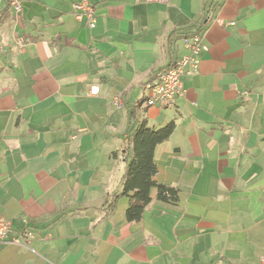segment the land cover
Instances as JSON below:
<instances>
[{
	"label": "crops",
	"instance_id": "crops-1",
	"mask_svg": "<svg viewBox=\"0 0 264 264\" xmlns=\"http://www.w3.org/2000/svg\"><path fill=\"white\" fill-rule=\"evenodd\" d=\"M78 1L0 11V218L9 239L34 235L0 243V264H263L264 0L211 12L213 0H91L95 27ZM202 23L209 49L184 93L142 107L145 84L185 52L174 36ZM137 121H175L156 180L180 199L154 187L128 222L123 150Z\"/></svg>",
	"mask_w": 264,
	"mask_h": 264
},
{
	"label": "trees",
	"instance_id": "trees-1",
	"mask_svg": "<svg viewBox=\"0 0 264 264\" xmlns=\"http://www.w3.org/2000/svg\"><path fill=\"white\" fill-rule=\"evenodd\" d=\"M221 1L223 0L206 3V11L216 10L221 5ZM204 19L205 17L203 22ZM204 27L202 23L196 29L174 36V40L200 32L204 30ZM175 127V121H170L158 128L149 126L146 121H137L127 131V144L123 150L127 159V167L122 177L123 190L121 194L130 199L125 213L128 222L142 220L147 207L152 202L150 192L154 187L157 189V200L161 202L176 203L180 199V191L177 187L156 180L158 174V165L155 159L156 147L170 138Z\"/></svg>",
	"mask_w": 264,
	"mask_h": 264
},
{
	"label": "built area",
	"instance_id": "built-area-1",
	"mask_svg": "<svg viewBox=\"0 0 264 264\" xmlns=\"http://www.w3.org/2000/svg\"><path fill=\"white\" fill-rule=\"evenodd\" d=\"M4 3L10 5L16 12L23 10L22 0H0V11ZM74 12L78 18L85 17L90 27L96 26V14L91 0H80L74 3ZM205 30L182 37L185 52L178 55L170 64L160 69L156 75L145 84L147 97L140 102L142 107H147L160 103L165 105L171 102L175 97L184 93V83L182 76L184 74L194 73L198 70L201 61V53L209 49L205 42ZM117 105L121 104L119 96L114 97ZM11 222L0 218V243L21 242L29 243L34 237L29 230L24 232L23 237L9 239L11 232ZM261 262L264 264V254L261 256Z\"/></svg>",
	"mask_w": 264,
	"mask_h": 264
}]
</instances>
